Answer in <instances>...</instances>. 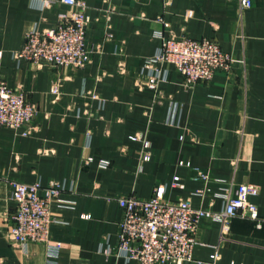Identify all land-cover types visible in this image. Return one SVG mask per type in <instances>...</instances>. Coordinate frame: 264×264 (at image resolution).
<instances>
[{"label":"crops","instance_id":"1","mask_svg":"<svg viewBox=\"0 0 264 264\" xmlns=\"http://www.w3.org/2000/svg\"><path fill=\"white\" fill-rule=\"evenodd\" d=\"M43 1L0 0V77L37 108L27 127L0 126V264H139L118 253L120 197L149 198L164 185L165 201L222 211L238 183L260 187L250 197L259 218L239 214L228 231L204 219L194 258L209 264L218 251L214 264H264V0H83L87 47L101 50L84 67L59 68L14 55L28 31L75 9ZM162 35L211 38L233 68L187 87L166 65L156 92L142 84ZM54 180L65 189L52 205V244L11 241V182Z\"/></svg>","mask_w":264,"mask_h":264},{"label":"built area","instance_id":"2","mask_svg":"<svg viewBox=\"0 0 264 264\" xmlns=\"http://www.w3.org/2000/svg\"><path fill=\"white\" fill-rule=\"evenodd\" d=\"M61 1L73 6L74 11L61 14L59 22L53 27L28 31L23 47L15 51L14 55L55 68L84 67L91 60L92 54L101 50L100 46L97 49L87 47L90 17L86 2ZM170 2L164 0L165 4ZM50 3V0L43 1L45 6ZM240 4L243 8L249 7L252 0H240ZM161 40L160 49L146 61L145 66L153 70L142 84L156 92L166 76V65H173L182 73L187 87L209 81L218 71L230 73L233 68L235 57L211 38L162 35ZM120 69L124 71L123 65ZM51 92L60 93L59 80L52 84ZM91 96L96 98L98 95L92 93ZM36 113V105L28 99L26 93L10 87L0 77V126L16 129L27 127ZM29 133V129L24 131V134ZM132 138L138 137L135 135ZM148 146L149 142L144 140L145 149ZM149 159L150 154L145 151L143 160ZM197 177L207 180L209 175L199 170ZM173 184L179 185V177L174 178ZM11 186L16 207L10 215L12 222L8 238L20 245L37 242L52 244L51 226L55 222L52 205L61 199L64 184L56 180L47 185L12 181ZM259 192L260 187L254 183H238L233 194L228 195L222 211L196 207L189 200L165 201L164 185L158 186L149 198L122 196L119 198L123 219L120 223L118 253L128 261L135 260L139 264H203V261L194 258L200 223L204 219L216 220L221 223L224 231H228L232 219L239 214L258 219V208L250 201V197ZM57 246L61 247L60 243ZM108 252L109 249H106ZM218 257L216 251L211 255L209 264H214Z\"/></svg>","mask_w":264,"mask_h":264}]
</instances>
